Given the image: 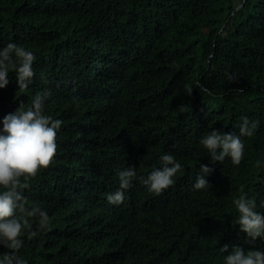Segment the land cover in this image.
Here are the masks:
<instances>
[{"label": "trees", "instance_id": "16d2710c", "mask_svg": "<svg viewBox=\"0 0 264 264\" xmlns=\"http://www.w3.org/2000/svg\"><path fill=\"white\" fill-rule=\"evenodd\" d=\"M10 41L33 52L34 77L19 90L10 72L0 121L46 92L45 113L63 122L53 161L22 181L49 226L28 218L18 254L28 264H223L219 248L240 230L233 199L246 193L264 212V0H0V47ZM245 116L257 127L240 164L212 163L201 135L238 134ZM164 152L183 167L156 195L141 180ZM199 163L212 169L209 189L192 187ZM125 167L136 177L109 203Z\"/></svg>", "mask_w": 264, "mask_h": 264}, {"label": "clouds", "instance_id": "9594fccd", "mask_svg": "<svg viewBox=\"0 0 264 264\" xmlns=\"http://www.w3.org/2000/svg\"><path fill=\"white\" fill-rule=\"evenodd\" d=\"M34 59L33 52L16 42L10 41L0 47V89L9 83L10 72L15 76L19 90L27 89L33 82ZM201 90L208 91L203 86ZM46 96V92L35 95L30 105L21 103L14 113L6 114L0 121V246L6 249L0 252V264H28L18 254L23 245L22 233L31 227L28 218L34 217L41 229L49 226L47 212L39 206L28 207L22 191V181L47 168L56 153L57 132L63 122L45 113ZM256 127V121H250L245 116L241 118L238 134L212 128L201 135L199 145L207 151L212 163L224 162L227 158L232 165H239L244 155L242 137H251ZM255 163L260 167L264 160L258 159ZM159 165L141 180L146 191L156 195L175 183L174 177L183 167L169 152L159 156ZM211 172V168L199 163L193 189H209L207 176ZM117 176V190L106 196L113 204L123 201L125 190L136 177L135 167H125L118 171ZM232 203L240 230L233 231L235 240L231 242V250L228 244L219 248L221 253H227L223 256V264H264V248L250 247L245 250L234 245L237 239L245 237L250 243L264 241V212L257 211L256 200L246 193H241ZM260 207H264V201L260 202Z\"/></svg>", "mask_w": 264, "mask_h": 264}]
</instances>
